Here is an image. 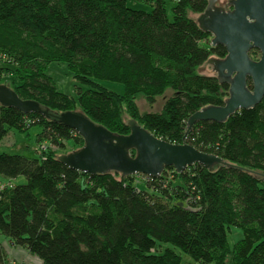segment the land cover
I'll return each mask as SVG.
<instances>
[{"label":"trees","instance_id":"obj_1","mask_svg":"<svg viewBox=\"0 0 264 264\" xmlns=\"http://www.w3.org/2000/svg\"><path fill=\"white\" fill-rule=\"evenodd\" d=\"M207 5L177 0L169 16L164 0L149 11L127 0H0V79L18 78L9 88L46 110L0 106V142L11 129L38 126V141L59 149L71 142L77 150L83 140L55 122L73 111L119 135L129 134L126 122L135 120L159 139L233 166L195 164L181 174L166 168L157 178L143 176L140 189L132 176L71 170L53 152L0 153V180L12 182L0 189V264H20L7 247L41 264H181L175 249L195 262L222 264L229 252L233 264H264V96L224 123L196 122L183 141L193 113L228 97L227 84L201 71L226 55L196 22ZM51 62L68 65L80 85L75 97L58 91L46 71ZM100 82L121 84L123 93ZM167 92L160 112H138L137 97L152 106ZM18 177L25 182L14 183ZM231 227L242 232L233 251Z\"/></svg>","mask_w":264,"mask_h":264},{"label":"water","instance_id":"obj_2","mask_svg":"<svg viewBox=\"0 0 264 264\" xmlns=\"http://www.w3.org/2000/svg\"><path fill=\"white\" fill-rule=\"evenodd\" d=\"M217 2L208 0L196 22L202 32L212 36L211 47L220 45L226 50L224 58L209 59L207 64L219 84L228 85V97L222 106H207L193 113L187 120L183 141L196 122L224 123L238 111L253 109L264 96V0H228L226 7ZM251 50L259 52L258 60L250 57ZM0 106L23 114H46L37 102L20 99L4 84H0ZM55 122L83 140L81 148L57 158L62 165L80 173L157 178L166 168L181 174L195 164L209 169L216 164L233 167L184 142L171 144L159 139L135 120L126 122L130 131L127 135L112 133L79 112H62ZM260 176L264 178V174Z\"/></svg>","mask_w":264,"mask_h":264},{"label":"rangeland","instance_id":"obj_3","mask_svg":"<svg viewBox=\"0 0 264 264\" xmlns=\"http://www.w3.org/2000/svg\"><path fill=\"white\" fill-rule=\"evenodd\" d=\"M154 0H127V6L132 9H140L149 11L150 7L149 4H151ZM218 5L226 7V0L221 1L218 0ZM167 11L170 13V7H167ZM193 19H195L196 15H191ZM204 46L208 45L205 43ZM251 53V52H250ZM254 56L250 57L253 60H258L260 57L259 52L256 54H253ZM254 57V58H253ZM0 64H3L0 62ZM5 65V64H4ZM3 66V65H2ZM47 74L52 78L56 88L59 92H62L66 95L75 97L76 93V86H80L76 80L73 77V74L71 73L68 65L65 62H51L47 66ZM202 73L204 75H210L214 74L211 70L210 66H204L201 69ZM17 82L18 78H15L11 74H8V76H3L2 79H0V84H4L8 87H12L11 82ZM100 84L117 94L123 93V86L118 83H112V82H100ZM82 89H86V87L81 86ZM170 95V92H167L164 97H160L157 99V101L152 105L149 106L144 98L137 97L135 99V106L139 113H145L148 111L153 112H160L162 109V106L164 104L165 98ZM124 119H128V117L125 114ZM40 131V128L38 126H33L31 128H28L27 131H17L15 129H11L7 135L3 138V140L0 142V153H6L11 155H22L27 157H37V154H44L45 152H53L54 155L60 156L64 154H68L75 149L72 147V143L68 142L65 144V147L63 149L55 148L52 146L47 145L42 140L38 141L40 139V136H38V133ZM135 183L139 186L140 189L142 187H145L144 177L143 175H134L132 176ZM14 183L22 184L25 182L24 177H18ZM177 181H173V183H177ZM12 182L6 181V180H0V189L10 185ZM228 243L230 250L233 251L234 245L242 238V232L238 228L231 227V229L228 231ZM164 248L169 247L170 245L163 244ZM176 252L180 253L181 255V264H216L214 261H210L208 259H203L201 261H193L188 256L181 253L179 250L175 249ZM222 264H233V253H227L222 258ZM25 264H41L39 259L34 255H29L28 258L25 261Z\"/></svg>","mask_w":264,"mask_h":264},{"label":"crops","instance_id":"obj_4","mask_svg":"<svg viewBox=\"0 0 264 264\" xmlns=\"http://www.w3.org/2000/svg\"><path fill=\"white\" fill-rule=\"evenodd\" d=\"M9 259L20 264H25L28 254L25 250L18 247H7Z\"/></svg>","mask_w":264,"mask_h":264},{"label":"built area","instance_id":"obj_5","mask_svg":"<svg viewBox=\"0 0 264 264\" xmlns=\"http://www.w3.org/2000/svg\"><path fill=\"white\" fill-rule=\"evenodd\" d=\"M165 1V4H166V9H167V7L169 6L170 7V9H171V7L175 4V2L177 1V0H164ZM221 1H224V0H221ZM227 1L228 0H226V3H227ZM225 5H223L222 7H224ZM168 12V11H167ZM168 15L170 16V13L168 12ZM10 264H14V263H10ZM16 264V263H15Z\"/></svg>","mask_w":264,"mask_h":264}]
</instances>
